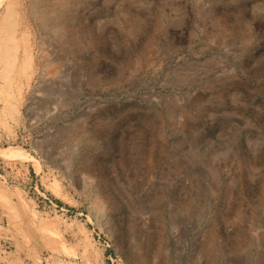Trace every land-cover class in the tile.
Here are the masks:
<instances>
[{"label":"rangeland","instance_id":"rangeland-1","mask_svg":"<svg viewBox=\"0 0 264 264\" xmlns=\"http://www.w3.org/2000/svg\"><path fill=\"white\" fill-rule=\"evenodd\" d=\"M27 2L0 0V264H264V0H44L66 36Z\"/></svg>","mask_w":264,"mask_h":264},{"label":"bare ground","instance_id":"bare-ground-1","mask_svg":"<svg viewBox=\"0 0 264 264\" xmlns=\"http://www.w3.org/2000/svg\"><path fill=\"white\" fill-rule=\"evenodd\" d=\"M28 1H30V2H27L26 5L24 6V8L22 9L24 15L20 19L21 21L25 22L24 24H27V26H28L31 24H35L38 21L41 24L42 23L47 24L50 29L54 30L55 33L58 34V36L68 35L67 34L68 31H67L65 23H64L65 20H63L64 17H61L62 16L61 12L56 10V6H54L50 2H44V0L43 1L41 0L42 2H32V0H28ZM38 1H40V0H38ZM12 6H7L5 9V12L3 13V20H6L8 23H11L10 21L13 19V12L15 11V9L12 8ZM23 26H26V25H23ZM20 30H21V27L18 28L17 33H19ZM11 41H14V40H11ZM4 42L5 41H2L0 43V50H2L1 51L2 56L5 59L4 62L11 69V67H13L14 65L16 66L15 61L17 60V56H16L17 53L11 47L8 50V48L4 45ZM31 52H33V48L31 49ZM26 57H27V62H29V63L32 62V60H33L32 55H30V56L27 55ZM35 58H37V57H35ZM40 58H42V57H40ZM24 62L25 61L23 59V63ZM8 153H10V152H8ZM11 153H13V152L11 151ZM262 196L258 199L257 204L254 205L255 211L257 212L256 215L258 217L256 221L254 219L252 220L251 227L253 225L254 229L255 228L258 229L260 227V224H259L260 220H262V218H264V199L262 198ZM246 242H248V241H246ZM262 243H264V242H262Z\"/></svg>","mask_w":264,"mask_h":264}]
</instances>
